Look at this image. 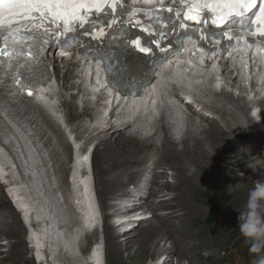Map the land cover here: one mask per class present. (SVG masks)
<instances>
[{
	"label": "bare ground",
	"instance_id": "bare-ground-1",
	"mask_svg": "<svg viewBox=\"0 0 264 264\" xmlns=\"http://www.w3.org/2000/svg\"><path fill=\"white\" fill-rule=\"evenodd\" d=\"M64 62L68 65L71 64L77 66L76 60L71 61L70 59H66ZM179 70H181V66L175 69V77L180 80L182 76L178 74L180 72ZM77 71L83 76L92 72L90 66L87 65L80 66L77 68ZM170 74L171 71L169 70V74L167 73V75L170 76ZM55 76V79L60 77L59 71L55 72ZM49 87L50 84L48 83L44 90L47 91ZM91 94L95 96L94 91H91ZM36 95L42 104L46 106L47 112L42 106L36 105L30 100H26L25 103L28 107L31 106L33 108L36 129L42 134L47 135L46 140L41 142V148L44 149L45 147H50L51 151H53L54 148L57 147L56 141L61 138V134L57 131V127L55 125L56 122L54 124L52 120L57 119V115L52 110V105L42 96V92L36 93ZM144 97L145 95L136 97V99L131 100L130 105L125 103L123 108H125L126 112H128L129 109L133 111L137 102L144 99ZM224 98L230 99V96L224 92ZM74 104L73 96H69L68 98H63L62 108L64 110L71 111ZM259 105L264 107V98L260 100ZM240 111L241 113H245L244 109H241ZM221 113L224 114L222 111ZM101 114L102 113L100 112V116ZM99 117L96 116V118ZM261 118L264 123V113ZM6 122L13 125V121L9 119L8 115L4 113L3 110H0V125L4 128H8ZM13 127L21 139L22 149L29 161L31 185L36 193V197H31L32 195L31 193H28L25 185L18 180L16 169L11 162L10 157L5 156L1 149L0 179L3 182L7 181L8 194L12 197L15 204L23 209V219L29 227V233L27 232L28 238L30 239V242L35 245L38 263L47 264L44 261V258L55 255V261H58L57 264H63L61 261H68L69 263L70 261H72V263L74 261V263L78 264H106L104 242H101L98 247H95L88 257H84V252L80 253L79 248L80 250L85 251V253L88 252V249L91 247L87 242L88 236L85 235L83 242H81L80 245H76V239L82 232L81 225H95L99 222V215L96 209L97 205L93 198L94 192L100 206L101 215L104 206L106 205V201L115 191L119 176L125 178V181H122L123 183L121 182V189L123 187L125 188L127 184H135L137 180L139 182V175L137 176V174L140 171L135 168L147 159L146 155L143 157V152H146L145 149L147 148L148 140L145 141L143 139V141H141L131 134H126V130L130 127H132L133 130L135 129L134 122L122 124L120 127L110 128L112 129V132L109 136L106 134L101 136L102 138L99 140L100 143L112 137L116 138V145L138 146V149L133 148L125 153L114 152L106 154V160L114 172H111L110 176L108 175V179L101 195L98 191H96V180L94 176V164L92 157V170L90 172L88 170V173H83L84 163L85 166L89 163V157L86 156L83 158L76 151L73 154L70 182L66 181L63 175H59L55 170H52L57 188L62 195L60 203H57V199L54 197L53 193L51 194L47 189V178L42 166H40V157H38L37 153L34 151L31 141L22 130L20 132L17 127ZM90 127L91 125H89L88 129H86V132L88 131L89 138L92 139L101 135L99 134V127H93L94 129L92 128L89 130ZM248 131L251 135L253 128L249 127ZM218 137H220V139H218ZM222 138L225 139V136L222 133L220 136V130L217 126L211 125L208 129L202 128L198 132H194L192 124L190 129L186 132L184 139L180 143V145L182 144L183 146L182 149L177 150L174 145H171L174 146L171 147L168 141H163L160 146L155 148L156 152H153L152 155L154 157L151 158L156 159L160 154L161 157L158 158L159 161L162 160L165 162V164L163 162H160L159 164L156 162L155 165H158L159 168L161 166H166L168 169H173V176L176 179L182 178L183 181L181 182H183V187H181V191L177 190L175 187L173 190L168 189L165 191L162 187L163 181H158V178L162 175L151 172L150 176L149 173V178H147L146 183V186H148L147 189L142 188L138 191V193L143 194V199L145 200L140 210L146 207L154 212L155 216H151V218H153L155 223H149L140 229H137L138 227L136 229L132 228L131 232H128L127 236L133 233L134 236L139 237V239L137 242H134V240H128L127 242L130 244V247L126 243L123 245L118 240V237H120L125 230L131 228V226L127 227L126 225H123L122 232L115 233L113 229L114 226H110L108 224L105 225L106 241L109 249L117 254L121 264H145L143 262L145 258H153L156 253L161 251V248L158 247L157 240L160 239L159 241H161L163 238L170 242L169 246L165 247L164 245L165 248H162L166 253H168L164 260L165 263H169L171 260L169 258L174 257L176 258L177 264H182L183 258L188 260L189 264H223V262L228 259L229 256L233 255L236 250L229 252L228 247L223 242H220L219 238L221 239L222 237L223 241V239L227 237L229 239L232 234L236 235L237 240L241 242V247H243L249 257L254 255V257L260 258V255L264 252V211H261L260 208V204L264 206V194L259 196L254 191L253 180L257 179L259 182L264 181V161L256 166H249L246 162L237 158L236 152L233 151V146L230 148L224 147L222 150H219L218 148L220 146L223 147L224 140ZM252 138L258 142L262 141L261 138L254 133ZM150 140H152V138ZM207 143L208 147L205 148ZM221 143L222 145H220ZM243 143L244 142H241L237 148H246ZM105 144L104 149L101 152L96 151L95 156L98 157L103 151L111 149L112 145L110 144V140ZM198 149L201 151V157L198 156ZM137 152L139 155L135 157L133 153ZM222 152L224 154L226 153L224 157L230 158L232 164L245 171L243 180L235 179V177H231L230 174L226 173V171L223 172L219 169V161L223 157H221ZM140 155L142 156L140 157ZM112 156H115L116 159H109V157ZM251 156L252 160L254 159L255 161H258V154L256 150L251 154ZM248 158L250 159V156ZM176 161L178 163L189 164L192 167L190 173L187 174L186 171L189 172V169L184 168L181 165H172V163ZM54 164V162H51L52 169H54ZM206 170V174L201 172ZM162 173L163 172L160 174ZM205 175L208 176V179H205ZM135 177L136 179H134ZM218 181L221 183L216 184L219 183ZM177 182H174L175 185H177ZM47 191L48 194L46 193ZM124 194L125 192L123 191V193L121 195H117V197H121ZM170 194L172 196L169 197V199H162V197H168ZM156 196L159 197V199L155 203L153 198ZM143 199L138 200L141 201ZM212 199H216L217 201H226L228 204L223 206L221 220H218L217 222L214 220L212 228L205 230L209 236V241L202 240L201 242L199 241L196 243V239H189L192 230L195 228L194 218L187 212L183 205H186L190 201L194 200L195 202L200 203L201 206H204ZM1 200L2 199L0 197V202ZM5 208L6 211L3 205H0V214H2L0 222V238H3L4 241L7 239V233H9L8 230L10 226L16 222L15 213L8 210L7 207ZM193 210L194 213H204V210L201 207H197ZM208 210L214 209L211 208ZM2 212H4V214ZM31 212L33 216L29 217L28 215ZM116 213L120 214L121 209H118ZM10 217L12 220L10 221L11 223L8 221ZM150 219H147L146 221ZM19 221L21 220L19 219ZM140 222L142 223L143 221ZM10 232L12 233V231ZM122 241L125 242L126 240L123 239ZM95 242L97 243V241ZM46 244H49L52 248H48L49 246L46 247ZM43 247L45 249L42 251L41 248ZM190 247L192 250L190 249V251H185V253L182 252L180 254L181 250H188ZM194 248L196 249L194 250ZM200 250L206 251L207 255L195 260L194 257L198 256ZM219 251L224 252L222 257L220 256ZM68 252L70 255L69 257H66L65 255ZM17 254H21V251L18 250ZM123 254H125V257ZM263 258L258 262H262L261 264H264Z\"/></svg>",
	"mask_w": 264,
	"mask_h": 264
},
{
	"label": "rangeland",
	"instance_id": "rangeland-1",
	"mask_svg": "<svg viewBox=\"0 0 264 264\" xmlns=\"http://www.w3.org/2000/svg\"><path fill=\"white\" fill-rule=\"evenodd\" d=\"M56 64H57L56 68H58L61 65V63H56ZM58 70L60 71L59 72L60 75H62L63 69L58 68ZM56 87H57V89H59L58 93L56 94L57 100L59 103L61 102V100H63L62 98H68L70 96L71 90H67V89L61 90L60 84L59 85L57 84ZM231 91L232 90H229L227 93L228 96H230V99L224 98V93H220L219 95L218 94L212 95V97L208 96V99H207V103H209L221 116V117L219 116V118L221 119V124L218 125V129L220 130V136H221V133L224 134L225 139L222 138L224 140L223 147L220 146L218 149L222 150L224 147L230 148L233 146L234 150L233 149H230V150H233L234 152H236L238 159H240L243 162H246L249 166H256L257 164L264 161V135L261 133L259 128L254 124V122L251 120V118L248 116V114H247L248 102L242 96L241 91H239V90L237 91V89L236 90L233 89V91L232 92ZM233 95H235V96H233ZM100 108H103V106L100 105ZM58 109L60 111L61 116H63L65 124L74 132L73 133L74 135L78 136L80 146H82V148L83 147L84 148L89 147L91 149V151L93 153L92 154V161L94 164L93 169H94V176H95V180H96V191H98L101 195V192H103L106 181L108 179V175L110 176L111 172H114V171H112V169L110 168L111 167L110 164L106 160L107 159L106 154H110V153H114V152L125 153L126 151L133 149V148L138 149L137 148L138 146L137 145L124 146V145H119V144L116 145V143H117V142H115L116 138H112V137L109 138L108 140L100 143L99 140L102 138L101 135L98 137H94L92 139L89 138L88 131L86 132V129H88V126H89L88 120H89V118H94L96 116L97 117L100 116V109L98 108V106L96 107V111H93V109H91L90 106H88V105L78 106L77 104H74L71 111L63 110L61 108H58ZM241 109H244L245 113H241V111H240ZM221 111L224 112V114H222ZM263 111H264V107L261 108V114H263ZM101 113H102V110H101ZM249 127L253 128V132H251V135L253 136V133H254L258 137H260L262 140L261 142H258L257 140L252 138V136L250 135V132L248 131ZM121 132H123V131H121ZM105 134L109 136L110 133L107 132ZM159 134H161V133H158L157 137L155 139H152V140L149 139L148 140L149 143L147 142L148 145H147V148L145 149L146 152H143L144 153L143 157H145V155L148 156L150 154H153L154 151L156 152L155 148L160 146V144H162L163 141H168V143H170V146L173 145L169 141V139L167 138V136L165 134H161V135H159ZM242 136H245L244 140L241 139ZM218 139H220V137H218ZM109 140H110V144L112 145L111 149H109L108 151H106V150L103 151L101 153V155H99L98 157L95 156L96 151L101 152L104 149V146L106 145L105 143ZM241 142H244L243 144L246 146V148H244V149L237 148V146H239ZM220 145H222V143ZM171 147H174V146H171ZM182 147H183L182 144L176 145L175 149L180 150V149H182ZM206 147H208V143L205 145V148ZM255 150L258 154V158H257L258 161L251 159L252 158L251 154ZM133 154L135 155V157H137L139 155L138 152L133 153ZM225 155H226V153L225 154L223 152L221 153V157L222 156L223 157L219 161V169L222 170L223 172L226 171V173L230 174V176L233 178L235 177V179L243 180L244 175H245V171L242 169H239L237 166L232 164L231 159L225 158L224 157ZM141 156L142 155H140V157ZM198 156L201 157V151H199V149H198ZM249 156H250V159L248 158ZM160 157H161V155L159 154L158 158H160ZM158 158H156V162H158V164L160 162H163L165 164L164 161H162V160L159 161ZM109 159H116V157L112 156V157H109ZM174 164H178V165L183 166L184 168L189 169V172L186 171L187 174H189L190 171L192 170V167L187 163H178L176 161V162L172 163V165H174ZM207 166H208V164H207ZM138 168H139V166L137 165V167L135 169H138ZM161 170L163 173L159 174L162 176H160L158 178V181H163V186H162L163 189L165 191H167L168 189L173 190L175 187L177 190L181 191V187H183V182H181V181H183L182 178L176 179L173 176V174H174L173 169H168V167H166V166H161L159 168L158 165H155V169H154L155 173L158 171H161ZM201 172L206 174L207 170L201 171ZM140 173L141 172H139L137 174V176L138 175L140 176ZM156 174H158V173H156ZM204 177H205V179H208V176L205 175ZM118 178L119 179H118V182L116 184L115 191L113 192V194H111L112 196L110 195L111 197L106 201V205H105L106 207L104 206V209H103L104 212H107L109 210V203L113 198L114 199L112 201H117V198L119 197V196L117 197V195H120L121 194L120 192H122L121 190H123V188H124L123 187L121 189L120 186H121V182L125 181V178H123L122 176H119ZM162 178H164V179H162ZM134 179H136V177ZM174 179L177 180L178 182L175 181ZM166 181L168 184L166 183ZM174 182H177L176 183L177 185H175ZM218 182L219 183H216V184L221 183L220 181H218ZM134 183H135V181H134ZM131 184H133V183H131ZM131 184L130 185L127 184V185L132 186ZM127 185L125 187L126 189H127V187H129ZM253 189L259 196H262L264 194V181L259 182L257 179H254L253 180ZM171 196L172 195L170 194V196L162 197V199H164V198L169 199V197H171ZM0 197L2 199L0 202V205L1 206L3 205L5 211H6L5 207H7L8 210L15 213V219H16V222L14 224H12L8 230L9 233H7L6 241H4L3 238H0V243H2L1 241H4V243H5L3 245V247H2V245H0V264H35L32 256H31V253H30L31 251L28 249L27 244L25 242V229H24L21 221H19V217H18L17 213L13 211L14 209L12 208L7 197H5L1 186H0ZM158 199H159V197L156 196L153 198V201L156 203L158 201ZM179 200H181V199H179ZM216 201H217L216 199H212L206 205L201 206L200 203H197L193 200V201H190L189 203H187L186 205H183V207L187 210V212L193 216L194 221H195L194 222L195 228L192 230L189 239L190 238L193 240L196 239V241H195L196 243H198L199 241L201 242L202 240L209 241V236L207 235V232L205 230H209L212 228L214 220H216V222L218 220H221V218H222L221 212L223 210V206H226L228 204V202H226V201H219V200L217 202ZM197 207H201L204 210V213L203 214L194 213L193 209H195ZM211 208L214 209L213 215H212V221H211V225H207L205 223V218H206L207 213L209 211L208 209H211ZM260 208H261V211H264V206L262 204H260ZM0 212H1V210H0ZM2 213L4 214V212H2ZM196 214H198V215H196ZM153 216H155V213ZM1 219H2V214H0V222H1ZM8 221L9 222L12 221L11 217ZM149 223L150 224L155 223L153 218H151L148 221H143L142 223L140 222L139 224L135 225L134 229H136L137 227H138L137 229H140L141 227H144V226L148 225ZM131 230H132V228L125 230L123 232V234L120 237H118V240L123 245H124V243H126L129 247H130V244L127 242L128 240H134V242L135 241L137 242L139 239V237L134 236L133 233L131 235L127 236L128 232H131ZM10 231H12V233ZM96 234H97L96 232H93L90 236L88 235L87 242H89L90 239L94 240L96 237ZM103 235H104V251H105V257H106V264H121L117 254L114 251H112L111 249H109V246H108L107 241H106L105 228L103 230ZM102 237L103 236L101 235L100 238L102 239ZM194 237H196V238H194ZM5 238H6V236H5ZM123 239H125L126 241L123 242L122 241ZM227 239H228V237L223 239V241H222V237H221V239L219 238V241L223 242L228 247L229 252H231L233 250H236V252L233 255L229 256L228 259H226L223 262V264H241V263L242 264H252V263L261 264L262 263V262L260 263L258 261H260L264 257V252H262V254L260 255V258L254 257V255L249 257L247 255L246 251L243 249V247H241V242H239L237 240V237L235 234L230 235L229 239L228 240ZM81 240L79 242V245L81 242H83V239H81ZM159 240L160 239H158L157 242H158V247L161 248V251L156 253L153 258H151V257L145 258L143 260V262L145 264H177L176 258H174V257L169 258V259H171L170 260L171 262L169 261V263H165L164 260H165V257L168 255V253H166L163 249L165 247L169 246L170 242L166 241L165 238H163L161 241H159ZM217 242H218V240H217ZM17 243H19V244H17ZM7 245H8V247H7ZM164 245H165V247H164ZM48 246H49V244H46V247H48ZM131 246H133V245H131ZM48 248H52V246H49ZM190 249H191V247L188 248V250L187 249L181 250L180 254L182 252L185 253V251L188 252V251H190ZM195 249L196 248H194V250ZM18 250L21 251V254H17ZM200 251H199L198 256L194 257L195 260H197L198 258H201L203 256L205 257L207 255L206 251H203V250H200ZM79 252L85 253V251L80 250V248H79ZM219 254L222 257L224 255V252L219 251ZM123 256L125 257V254H123ZM50 258H52L53 264H57L58 261H55V255L50 256ZM258 258H259V260H258ZM249 259H251V260H249ZM67 262L61 261V263H63V264H78V263H74V261H73V263H72V261H70V263L69 262L67 263ZM182 264H189V262H188V260L183 258Z\"/></svg>",
	"mask_w": 264,
	"mask_h": 264
},
{
	"label": "snow or ice",
	"instance_id": "snow-or-ice-1",
	"mask_svg": "<svg viewBox=\"0 0 264 264\" xmlns=\"http://www.w3.org/2000/svg\"><path fill=\"white\" fill-rule=\"evenodd\" d=\"M116 3H104V7H101L100 0H0V40L3 41V47H0V65L3 64V58L11 59L16 55L15 48L19 46L28 47L32 42L51 43L52 38H59L66 33L77 32L82 30V35L89 36L91 39L103 43V33L105 27L111 28L116 23L115 18L111 19L106 25L99 19V16L107 13L105 9H111L112 12L116 10ZM195 8H205L210 11L213 10V6L209 4L195 5ZM215 7H221L220 4ZM230 9L231 16L244 17L247 15H253L252 24L260 25V35L264 36V0H230L229 3L223 5ZM258 8V11L256 9ZM171 12V9H167ZM193 8L189 9L192 12ZM93 13L96 14L95 18ZM196 15H190L185 13L183 20L195 21L200 23ZM213 25L219 27L216 19H213ZM132 27H138L136 21L132 22ZM176 25L173 26V29ZM178 27L184 29L185 25L179 23ZM141 31H144L141 28ZM100 33L101 35H97ZM166 36V33H161ZM255 34V33H252ZM153 35V43L160 51L167 53L166 46L156 42ZM227 41L233 39V35L224 33ZM47 38V39H45ZM206 34L201 31L200 40H205ZM218 39L219 37H214ZM238 38V37H237ZM133 47L141 53L150 54L152 51L150 48L142 45L140 39H133L130 42ZM13 47V51L9 52V47ZM28 56L32 55V50L29 47ZM23 79H16V84L23 83ZM33 93L29 91L27 95L31 96ZM10 120L17 123L21 128H24V124L20 118L10 109H4ZM28 135L35 141V136L32 132L25 129ZM0 136L5 137L4 143L11 144L16 150V158H22V151L19 148L18 142L15 141V137L11 133L0 132Z\"/></svg>",
	"mask_w": 264,
	"mask_h": 264
},
{
	"label": "water",
	"instance_id": "water-1",
	"mask_svg": "<svg viewBox=\"0 0 264 264\" xmlns=\"http://www.w3.org/2000/svg\"><path fill=\"white\" fill-rule=\"evenodd\" d=\"M211 220H212V213H209L208 217L206 218V223L207 224H210L211 223Z\"/></svg>",
	"mask_w": 264,
	"mask_h": 264
}]
</instances>
